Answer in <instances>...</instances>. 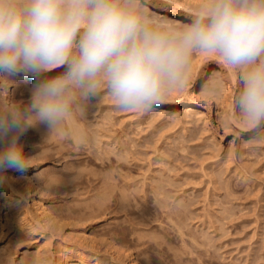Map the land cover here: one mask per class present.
Masks as SVG:
<instances>
[{"label":"rangeland","instance_id":"374dc122","mask_svg":"<svg viewBox=\"0 0 264 264\" xmlns=\"http://www.w3.org/2000/svg\"><path fill=\"white\" fill-rule=\"evenodd\" d=\"M199 58L186 88L217 62ZM26 84L0 79V104H26ZM216 95L150 115L92 100L53 132L29 128L27 171L52 219L30 216L25 193L2 208L0 182V264H264V139L243 136Z\"/></svg>","mask_w":264,"mask_h":264},{"label":"clouds","instance_id":"9594fccd","mask_svg":"<svg viewBox=\"0 0 264 264\" xmlns=\"http://www.w3.org/2000/svg\"><path fill=\"white\" fill-rule=\"evenodd\" d=\"M197 55L232 71V114L264 139V0H198L185 21L155 0H0V79L33 80L26 104H0V173L27 172L21 137L39 124L55 131L78 105L159 111L189 83ZM201 87L218 95L221 82Z\"/></svg>","mask_w":264,"mask_h":264},{"label":"bare ground","instance_id":"6f19581e","mask_svg":"<svg viewBox=\"0 0 264 264\" xmlns=\"http://www.w3.org/2000/svg\"><path fill=\"white\" fill-rule=\"evenodd\" d=\"M189 2L190 3H188V4H190L192 6V8L189 7L188 4L186 5L184 3V0H183V2L182 1H180V2L175 1L173 3L170 2V4H171V6L169 5L170 7L160 6L163 4L161 2V0H155V4L157 6V9L160 10L163 15L170 17L171 19L176 20V21H185L186 17L193 11L194 5H196L198 3V0H189ZM200 58H201V55H200ZM199 59H198V61H199ZM196 64H197V62L195 63V66H197ZM201 64H203V63L198 64V67H196V68H199L200 70L197 71V73L195 75L196 79L194 82V86L191 88H188L190 86L189 85V86H187V88L184 87L185 90L182 93L178 92V94H173L172 96L166 97L163 100V102L161 103L160 107H163V108L167 107V109H169V108L176 109V108H179L181 106H184L185 112H191V113L193 112L194 113V111H196L198 108H200V105L198 103L199 100H203L204 102L207 103L206 106L210 107L211 105H213L212 103H214L213 98H212L214 96H211L212 92L207 90V89L202 88L201 85L205 81L209 82L210 84L214 83L215 81H217V79L221 82L220 93L222 94L221 96H219V94H218V96L221 97L222 100L226 99L227 104L229 105V107H231V98L237 90V81H236L235 75L232 73V71L230 69H227L224 66H222V64L218 60L215 64L214 63L212 65L206 64V65H203L202 68H201V66H202ZM193 67H194V65H193ZM195 71L196 70H193V72H195ZM21 80L25 81V84L28 83L29 81L33 82L32 77L23 78ZM196 86L199 89L198 92L194 89ZM215 97H217V95ZM197 112H198V110H197ZM238 126H239V130L241 131V134L243 136H249V133L243 124L239 123ZM105 157H107V155H105ZM97 158L99 159V157H97ZM100 160H102V159H100ZM28 172L29 171L21 173V172L14 170V169H7L6 173H4V175L2 176L3 182H1L5 186L4 187L5 190L2 192L3 199L1 202V207L2 208L6 207L5 203H8V202L11 203L10 200H20L21 198H23L25 196L24 195V193H25L26 195H28L27 199L29 200V205H27V207L29 209V215L32 217L33 216L36 217V219L38 218L40 221H42L43 225L46 226L51 221L52 217H50L51 214L49 213L48 209L44 206L42 199H40L38 197V195H37V192H38L37 188L38 187L36 186V184L34 183V180L32 179L31 175ZM28 209H26L27 212H28ZM66 247L68 248V246H66ZM65 258H66V256H65ZM65 258H64V260H65ZM1 260H3V259H1ZM66 260H67V258H66ZM0 263H2V261ZM123 263L119 262V264H123ZM59 264H66V261L61 262ZM130 264H136L135 260L132 259L130 261Z\"/></svg>","mask_w":264,"mask_h":264}]
</instances>
